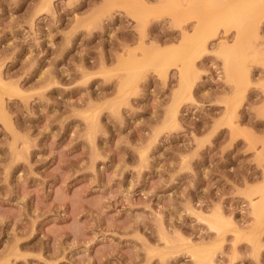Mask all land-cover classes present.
<instances>
[{
  "label": "rangeland",
  "instance_id": "obj_1",
  "mask_svg": "<svg viewBox=\"0 0 264 264\" xmlns=\"http://www.w3.org/2000/svg\"><path fill=\"white\" fill-rule=\"evenodd\" d=\"M252 4L0 0V264H264ZM226 5L195 61L147 62Z\"/></svg>",
  "mask_w": 264,
  "mask_h": 264
},
{
  "label": "bare ground",
  "instance_id": "obj_2",
  "mask_svg": "<svg viewBox=\"0 0 264 264\" xmlns=\"http://www.w3.org/2000/svg\"><path fill=\"white\" fill-rule=\"evenodd\" d=\"M241 1V0H240ZM245 2H246V0H244ZM249 1V0H248ZM237 3H238V0H237ZM242 3V2H241ZM252 3H256V6L255 5H253L252 4V24L254 25L255 23H256V25L258 24L257 23V20H260V15L261 14H264V8H262V7H264V0H252ZM166 4V3H165ZM175 4V3H174ZM173 4V5H174ZM233 4V3H232ZM235 4V3H234ZM233 4V5H234ZM225 5V4H224ZM223 5V6H224ZM236 5V4H235ZM248 5V4H247ZM247 5H245L246 7H247ZM237 7V9H240V8H242L243 7V4H237L236 5ZM130 7H132L131 8V10H135L134 9V6H130ZM165 7V6H164ZM246 7L244 8V9H246ZM249 7V6H248ZM254 7V8H253ZM236 8L235 7H233V6H229V5H226L225 7H221L220 9V11L218 10V12L215 14V15H213V16H204V18H202L201 19V21L200 22H198L197 24H198V27H197V29L194 31V33L191 35V36H186L181 42H180V46L179 47H177V48H175V49H170V50H166V52L164 51H160V50H158L159 51V53L158 52H151V53H153V54H151L148 58V60H147V62L148 63H161L162 65H164V67H166V64L168 63L169 64V62H171V61H175V62H177V63H180V64H182V66H184L185 64H186V60H185V58L186 57H189V58H191V59H193L194 58V56L195 55H197V57H198V54L199 53H201L203 50H204V48H205V46H206V43H208L207 42V40L210 38V37H208V35L211 33V32H209V30L211 31V29L212 28H214L215 29V27H216V29L215 30H217V27L218 26H215V27H213L212 25L214 24V23H218V24H221L222 23V21H225V20H228V19H234V16H235V10H236ZM243 9V10H244ZM217 10V9H216ZM241 10V9H240ZM242 10V11H243ZM249 10V9H248ZM143 11V10H142ZM133 13H135L136 12V14L138 13V12H140L139 14L142 16V12H141V10L140 11H132ZM131 12V13H132ZM241 12V11H240ZM239 13V12H238ZM247 13V12H246ZM144 15L145 14H143V17H144ZM200 15V14H199ZM243 15V14H242ZM137 16H138V18H143V17H139V15L137 14ZM136 16V17H137ZM240 16V15H239ZM259 17V19H257ZM264 17V16H263ZM137 18V19H138ZM199 20V19H198ZM247 24H249V23H247ZM251 24V23H250ZM222 25V24H221ZM258 26V25H257ZM255 27V26H254ZM254 27H253V29H254ZM196 28V27H195ZM242 28V27H241ZM246 28V27H245ZM213 30V29H212ZM214 30V31H215ZM213 32V31H212ZM215 33H216V31H215ZM238 33V32H237ZM186 35H187V33H186ZM188 35H190V34H188ZM210 36H212V35H210ZM238 36V35H237ZM181 38H183L182 36H181ZM237 38V37H236ZM241 43V42H240ZM238 44V43H237ZM226 49H227V47H226ZM155 51V50H154ZM220 51H221V49H220ZM142 52V51H141ZM163 52V53H162ZM222 52V51H221ZM229 53V52H228ZM150 53H148L147 55H149ZM127 56V55H126ZM145 56H146V54H145ZM135 57V56H134ZM137 57V56H136ZM227 58V57H226ZM129 59V58H128ZM133 59V58H132ZM122 60V59H121ZM125 60V59H124ZM124 60H122V61H124ZM126 60H127V58H126ZM136 60V59H135ZM194 60V59H193ZM193 60H191V62L193 61ZM225 60V59H224ZM195 61V60H194ZM229 61V60H228ZM228 61H226L227 63H228ZM124 62H126V61H124ZM188 62V61H187ZM126 63H129V61H127ZM132 63V62H131ZM136 64H139V62L137 63V62H135ZM194 63V62H193ZM229 63H231V62H229ZM146 65V67H148V65H149V67H150V64H145ZM190 65H192V64H190ZM189 65V66H190ZM231 65H232V63H231ZM186 66V65H185ZM193 66V65H192ZM191 66V67H192ZM229 66V65H228ZM125 67V66H124ZM154 67V66H153ZM180 67V66H179ZM232 67V66H231ZM230 67V68H231ZM181 68V67H180ZM187 68H189V67H187ZM226 68H227V66H226ZM240 68V67H239ZM190 69V68H189ZM236 69H237V67H236ZM244 71V70H243ZM228 74H229V77L231 78L230 80H234L236 83V92H240V87H241V85H243L242 84V82H241V80L242 79H240L239 78V76L237 75V72H236V70H235V68H231L230 70H228ZM127 76H128V74H127ZM130 76V75H129ZM180 81H181V84H183L184 86H185V83L187 82V80H188V77H187V73H186V68L185 69H180ZM243 81V80H242ZM244 82V81H243ZM186 85H188V83H186ZM131 86V85H130ZM130 86H128V84L126 83L121 89H120V91L118 92L119 93V95L121 96V98L123 97V99H124V97H126L128 94H129V91L130 90H128V88L130 87ZM121 87V86H120ZM183 87V86H182ZM243 87V86H242ZM119 96V97H120ZM120 98V101L122 100ZM0 99H1V97H0ZM3 100V99H2ZM122 101H124V100H122ZM3 104H1V101H0V106H2ZM3 107V106H2ZM1 109V108H0ZM233 103L231 102V103H229L228 105H227V111H228V114H230V115H233ZM2 113H3V111H2ZM4 114V113H3ZM173 125V124H172ZM260 192V191H259ZM261 193V192H260ZM262 196H263V199L261 198V202H260V204L256 207V209H255V216H256V218H255V226H254V228H253V230H252V237H254L256 240L258 239L259 240V235H260V233H261V229L262 228H264V190L262 191ZM260 195V194H259ZM261 196V195H260ZM259 199H260V197H259ZM215 221H213V223H214ZM216 223V222H215ZM219 224V223H218ZM219 226H221V225H219ZM222 229V228H221ZM220 230V229H219ZM263 231V230H262ZM220 233H224V231H222V232H219L218 234L219 235H221ZM250 235V234H249ZM246 236V235H245ZM251 236V235H250ZM249 236V237H250ZM251 237V238H252ZM253 238V239H254ZM252 239V240H253ZM256 242V241H255ZM253 243H254V241H253ZM196 251V250H195ZM204 251V250H203ZM200 252V251H199ZM196 253V252H195ZM207 253V252H206ZM205 253V254H206ZM197 254V253H196ZM204 254V253H203ZM209 254V253H208ZM196 256V255H195ZM198 256V255H197ZM209 256H212V255H209ZM199 258V257H198ZM202 259V258H201ZM209 260V259H208ZM198 261V260H197ZM200 261V260H199ZM205 261V260H204ZM203 262V261H202ZM201 264V263H200Z\"/></svg>",
  "mask_w": 264,
  "mask_h": 264
}]
</instances>
